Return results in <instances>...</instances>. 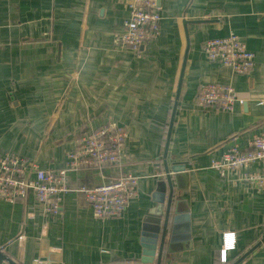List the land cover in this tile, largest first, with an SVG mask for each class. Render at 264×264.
<instances>
[{
	"label": "crops",
	"instance_id": "crops-1",
	"mask_svg": "<svg viewBox=\"0 0 264 264\" xmlns=\"http://www.w3.org/2000/svg\"><path fill=\"white\" fill-rule=\"evenodd\" d=\"M128 2L0 0V154L58 171L83 134L110 121L128 134L116 165L67 172L57 215L45 216L33 194L0 199L1 250L17 264L140 263L141 224L157 205L176 108L167 162L185 164L171 176L191 236L176 241L163 264H233L245 254L238 264H264L260 165L225 175L211 167L228 145L244 150L264 132V0H159V36L138 51L116 42ZM231 32L255 54L246 74L204 52L207 40ZM202 84L230 85L244 102L203 109ZM127 175L139 178V192L126 212L96 218L81 189Z\"/></svg>",
	"mask_w": 264,
	"mask_h": 264
},
{
	"label": "built area",
	"instance_id": "built-area-1",
	"mask_svg": "<svg viewBox=\"0 0 264 264\" xmlns=\"http://www.w3.org/2000/svg\"><path fill=\"white\" fill-rule=\"evenodd\" d=\"M128 5L130 14L124 18L116 42L138 51L145 42L158 38L162 18L157 0H129ZM203 47L210 61L221 63L233 73L246 74L254 65V52L235 32L209 39ZM196 102L203 109L232 111L244 99L230 85L202 84ZM127 138L124 128L112 121L105 123L99 129L76 139V146L67 153L66 168L58 171L39 168L15 155L0 154V199L13 203L33 194L43 204L45 216L57 215L62 195L67 190V172L84 166L116 165L124 156ZM254 164L260 165L256 172L257 179L264 183V132L251 138L248 148L243 150L237 144H230L220 158L211 161V167L223 175ZM81 190L86 194L96 218L118 217L126 212L131 200L138 195L139 178L127 175L107 184L83 187ZM227 236H224L225 250L234 246L233 243L229 245L231 239Z\"/></svg>",
	"mask_w": 264,
	"mask_h": 264
},
{
	"label": "water",
	"instance_id": "water-1",
	"mask_svg": "<svg viewBox=\"0 0 264 264\" xmlns=\"http://www.w3.org/2000/svg\"><path fill=\"white\" fill-rule=\"evenodd\" d=\"M159 0H157L158 2ZM158 5V3H157ZM189 48V45H188ZM187 48V49H188ZM188 54V52H187ZM186 54V56H187ZM186 61L183 65V70L180 77L179 88L176 96V103L180 96V89L184 76ZM177 104H175L176 107ZM176 109V108H175ZM173 111L169 132L167 135L164 157H163V172L158 177L156 182V193L154 194L157 205L151 208L148 213L143 217L141 224V247L142 256L140 263L136 264H163L168 254H173L175 242L178 240L186 241L191 236L190 229V214L184 213L180 208L181 201L177 200L174 196V187L172 182L171 171L173 173L180 172L184 169L185 164L176 162L171 167L167 162L168 148L172 128L174 124ZM167 189H169L167 193ZM167 194V196H166ZM264 241V238H263ZM259 244H256V246ZM254 246V248H256ZM247 254L241 257L233 264H238ZM0 264H17L9 256H7L0 248ZM40 264V263H36ZM114 264H132V263H114Z\"/></svg>",
	"mask_w": 264,
	"mask_h": 264
},
{
	"label": "trees",
	"instance_id": "trees-1",
	"mask_svg": "<svg viewBox=\"0 0 264 264\" xmlns=\"http://www.w3.org/2000/svg\"><path fill=\"white\" fill-rule=\"evenodd\" d=\"M217 263H218V264H222V262H220V261H219V262H217ZM227 263H228V264H230V261H228Z\"/></svg>",
	"mask_w": 264,
	"mask_h": 264
},
{
	"label": "rangeland",
	"instance_id": "rangeland-1",
	"mask_svg": "<svg viewBox=\"0 0 264 264\" xmlns=\"http://www.w3.org/2000/svg\"><path fill=\"white\" fill-rule=\"evenodd\" d=\"M224 260H225V262L227 261V259H226V258H225Z\"/></svg>",
	"mask_w": 264,
	"mask_h": 264
}]
</instances>
